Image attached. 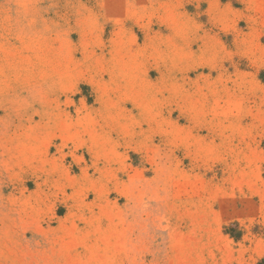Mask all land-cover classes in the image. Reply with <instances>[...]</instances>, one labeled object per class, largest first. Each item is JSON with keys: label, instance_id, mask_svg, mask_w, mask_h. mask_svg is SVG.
I'll use <instances>...</instances> for the list:
<instances>
[{"label": "rangeland", "instance_id": "1", "mask_svg": "<svg viewBox=\"0 0 264 264\" xmlns=\"http://www.w3.org/2000/svg\"><path fill=\"white\" fill-rule=\"evenodd\" d=\"M264 0H0V264H264Z\"/></svg>", "mask_w": 264, "mask_h": 264}, {"label": "trees", "instance_id": "2", "mask_svg": "<svg viewBox=\"0 0 264 264\" xmlns=\"http://www.w3.org/2000/svg\"><path fill=\"white\" fill-rule=\"evenodd\" d=\"M263 81H264V77H262Z\"/></svg>", "mask_w": 264, "mask_h": 264}]
</instances>
